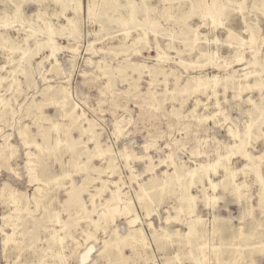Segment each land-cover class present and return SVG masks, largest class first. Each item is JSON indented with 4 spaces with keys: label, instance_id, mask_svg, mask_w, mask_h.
<instances>
[{
    "label": "rangeland",
    "instance_id": "rangeland-1",
    "mask_svg": "<svg viewBox=\"0 0 264 264\" xmlns=\"http://www.w3.org/2000/svg\"><path fill=\"white\" fill-rule=\"evenodd\" d=\"M18 1L0 0V264H195L211 244L213 214L230 219L222 218L229 222L222 230L227 239L241 218L246 227L264 225L252 174H237L247 181L242 191L254 207L248 216L245 200L237 203L220 190L225 181L213 213L196 173L200 163L209 168L231 158L222 143L247 121L254 141L242 150H264V116L253 117L264 114V103L257 107L264 101V0L204 8L197 0H117L130 5L124 21H116L123 8L88 18L86 0L78 16L72 0L63 10L50 0H25L19 7ZM147 5L155 7L153 20ZM212 19L217 30L211 31ZM43 21L54 29L55 44ZM6 38L17 48L9 55ZM216 48L218 54L204 55ZM244 65L259 74L238 94ZM213 75L217 92H203L198 85H211ZM231 164L240 168L243 161L235 157ZM189 193L195 196L192 213L178 200ZM168 215L172 235L154 242V230L162 233ZM195 222L198 231L188 233ZM131 230L147 248L113 241ZM247 254H258L257 246ZM254 262L264 264V255Z\"/></svg>",
    "mask_w": 264,
    "mask_h": 264
},
{
    "label": "bare ground",
    "instance_id": "bare-ground-1",
    "mask_svg": "<svg viewBox=\"0 0 264 264\" xmlns=\"http://www.w3.org/2000/svg\"><path fill=\"white\" fill-rule=\"evenodd\" d=\"M24 1L25 0H19L17 2V6L19 7L20 5H22L24 3ZM43 1H46V0H43ZM50 1H52L56 5H58L60 7V9H62V10L65 9V4H64L65 0H50ZM72 1L74 3V5L72 6L74 15L78 16V14L80 13V9H81V2H80V0H72ZM226 1L227 0H211V2H208L206 0H197V2H198L197 5L199 8H204L205 6L212 7L211 5H213L215 2L222 5ZM206 2H208V3H206ZM257 4H258L257 1H254V5H257ZM129 6L130 5H127V4L122 5L117 0H86V2L83 3V7L86 9L88 18H94L95 16L99 15L103 10L106 11L109 16H114L112 14L114 11L117 12L121 8L125 9L124 12L117 13L116 21H124L125 18H128ZM154 9H155V7L147 5L146 12H147L148 17L151 20L154 19V16L152 15ZM2 16L3 15L0 14V18ZM241 16H242L241 18L243 19L244 16L243 15H241ZM36 17H37V19H41V11L40 10H38L36 12ZM69 22H70V19H68V24H69ZM211 22H212L211 23V31H213L214 29L217 30L218 28H220L219 24L217 22H215L213 19ZM41 26L47 33L48 41H50L51 44H55L56 39H54V35H55L54 29H52L51 27H47L45 25L44 21L41 22ZM197 27L195 29H197ZM221 29H224V31L226 33H228V35L233 34V32H234L232 27L228 26V25H221ZM217 40L218 39L216 37L212 41H214V43L218 47V45H220V41H219V43H217L218 42ZM6 42H5L7 44L6 50H7L8 55H9V53L13 52L14 48L15 49H17V48H16V46H13V44L9 41L8 38H6ZM217 50H218V48H216V50L209 51L208 53H204V55H209V54H211V56L216 55V54H218ZM50 55L54 58V61L57 62L56 50H52ZM6 63H9V60L4 62L1 65V67H5ZM243 68H244V71L239 74V77L237 78V82H236L237 84L235 87L237 89L238 94H240L245 88H251V85L249 84V79L250 78H256V75L259 74V72L256 71L255 69H247L246 70L245 69L246 65H244ZM242 79H243V81H245V84L242 83L243 82ZM207 80H208V78H207ZM210 80L212 82L211 85H209V83H207V82H204V83H202L201 86L200 85H198V86H199V88L200 87L202 88L203 92L208 90V91H211L215 94L217 92V88H218V76L213 75L212 77H210ZM263 103H264V101H262L260 104H257V107L263 106ZM76 107H77V105H76V103H74V105L72 106V109H75ZM259 116H264V114L263 113L255 114L253 117H259ZM253 126H254L253 124H251L249 121H247L246 124L244 125V128H243L244 130L242 129L243 130L242 132H231V131H229V136L231 138V141L229 143H222L224 146H226V148H228L232 151L233 156L236 155V151H237L238 155L240 154L242 156V158L244 160L243 166L246 169H249L248 171H250V172L260 171L261 167H260V164L256 161V158L264 157V151L259 153L258 155H256V157H253L247 151L242 150L243 148L246 147V145L249 143V141L252 140L251 139V132L253 130ZM252 141H254V140H252ZM113 161H114L113 159L110 160V162H113ZM28 162H30V161H28ZM219 163L220 162H219V158H218V159H216V162L211 164V166L209 168L206 167V164L200 163L196 169L197 170L196 173L199 176V183L201 185L204 200L206 202H209L210 200H212V208L216 204L215 203V194L218 192V189L220 188V183L222 181H225L229 185H231L232 190L234 192H237L238 194L240 193V190L244 186H247V185L243 186L242 183L237 181L236 177H237L238 169H235L234 167H232L231 158H228L226 160L225 164L220 163V165H219ZM31 169H33V168H31ZM31 169H29V170H31ZM219 169H221V171H222L221 177L218 181H215L212 179V177L216 176V174L219 173ZM205 180L208 182V184L204 183ZM110 182L118 190V187L116 185L117 184L116 181H110ZM258 182L260 183V185L262 186V189L264 190V180L260 176L258 178ZM152 186H153L152 182L147 184V188H149V189H151ZM178 188H179V191H180V189L183 190L182 185H179V183H178ZM142 190H144V187H142ZM209 191L211 192V194H213L212 196H210ZM153 195L157 196L158 194L154 193ZM179 195H180V197H178V200L181 198L180 203L188 205L191 213L194 212V205H193L194 197H195L194 194L189 193L185 196H181V194H179ZM151 196L148 195V197L152 200ZM238 198H239V196H238ZM8 200L10 202L14 203V199L11 196L8 198ZM249 200H250L249 197L246 195V202H247L246 210H247L248 214L252 211V206H251V204L249 205V202H250ZM261 200L264 202V196H262ZM160 202H162V201H160ZM157 205H158V203H157ZM177 207L178 206H176L175 209ZM124 214L125 215L130 214V209L128 207L125 208ZM178 214L179 213L177 212L176 216H175L176 219L178 218ZM115 215H116L115 212L112 213L111 221H114ZM147 215H150V214L148 213ZM170 218H172L170 215H168L164 218L163 224L160 226V230L162 233L159 234V233H157V230H154L153 235H152L154 238V242H156V241L159 242L162 239H167V238H169L170 235H172L171 232L169 231V229L167 228V225H166ZM199 218L200 217L197 216L196 220H199ZM136 219L137 218L131 217L129 220V223L134 224L137 221ZM242 219L243 218H241L239 225L233 230V232L235 233V236L232 239H227L226 237H224L223 232H222V230L224 228L227 229L225 221L222 220V218H219L218 216L213 214V218L211 219V230H212L211 231L212 234H210L211 235V239H210L211 244L208 245L209 247L207 250L205 249L206 247H204V248L202 247V250H200L198 255L194 258L195 264H207V263L208 264H242L243 263L242 261H245L246 258L248 257L247 253L252 252L253 246L254 247L257 246L259 255H264V250H261L264 247V225H262L260 222H257V223H253L255 225H251L249 227H246V223L243 222ZM149 225L153 226L151 221L149 222ZM138 231L140 233H143L141 226L138 228ZM195 231H198L197 223L195 222V223H193V225L189 224L188 233H191V232L195 233ZM177 233L179 235L181 234L179 231ZM173 234H175V233H173ZM201 236H202V241H206L208 239L206 233H203ZM2 241L4 242V245H6L7 241H6L5 237H3ZM113 241H117V242L126 241L127 246H131V247H135V248L136 247H141V248H147L148 247L146 244L145 238L137 237L135 235V233L132 232V230L129 231L124 236L119 235L117 233V237ZM109 242L110 241H108L107 243H109ZM245 264H255L254 257H251V262H249V263L246 262Z\"/></svg>",
    "mask_w": 264,
    "mask_h": 264
},
{
    "label": "crops",
    "instance_id": "crops-1",
    "mask_svg": "<svg viewBox=\"0 0 264 264\" xmlns=\"http://www.w3.org/2000/svg\"><path fill=\"white\" fill-rule=\"evenodd\" d=\"M27 5V4H26ZM4 63V62H3ZM3 63H1V65L3 64ZM261 125V124H260ZM244 128V127H243ZM254 129V128H253ZM257 142H255V143H253V145H252V147L253 146H255V144H256ZM264 151V150H263ZM263 151H261V152H263ZM261 152H259V153H261ZM258 153V154H259ZM258 154H252V152H251V155L253 156V157H256V155H258ZM235 157H239L242 161H243V164H244V160H243V158H242V156L239 154H236V155H232L231 156V161H232V159L233 158H235ZM256 161L260 164V167L262 168V166L264 165V157H262V158H256ZM235 168V167H234ZM261 168H260V171H256V172H250V171H248L249 169H246L243 165H242V167H240V168H235V169H238V173H242L243 175H244V178L246 179L250 174H252L253 176H254V181H255V183H257V185L259 186V190H258V193H257V203H258V207H260L262 210H263V212H264V202L261 200V198H262V196H264V190L262 189V186L260 185V183L258 182V178H259V176L263 179V177H262V175H261ZM237 173V174H238ZM236 179H237V177H236ZM264 180V179H263ZM238 181V180H237ZM238 182H240V183H242V185L244 186V185H247V183H245V182H247V181H245V180H243V181H238ZM244 187H247V186H244ZM244 187L240 190V193L238 194L237 192H234L233 190H232V186L231 185H229L227 182H226V186H225V188H221L220 190H222V191H224V192H227L228 194H230L231 196H233V197H235V199H236V201H237V203H240L241 202V200L243 199V200H245L246 201V195L248 196V194L247 193H244L242 190H244ZM219 190V191H220ZM239 196V198H238V196ZM222 199V197L220 196V200ZM250 202H251V200H250ZM209 209H212L213 210V213H214V208L217 206L216 204H215V206L212 208V200H210L209 201ZM217 203V202H216ZM247 203V202H246ZM207 204V202L204 200V205L205 206H207L206 205ZM251 206H252V204H251ZM246 207H247V205H246ZM253 206H252V211H253ZM246 210V209H245ZM252 211L248 214V212H247V210L245 211L246 212V215H248V216H250L251 215V213H252ZM221 218H223V219H226V218H224V217H221ZM227 221H229L230 219H226ZM241 220V219H240ZM227 221H225V223H226V225L229 223H227ZM247 224V223H246ZM247 255V254H246ZM259 254H248L247 256V258H251V257H256V256H258ZM249 260H251V259H249Z\"/></svg>",
    "mask_w": 264,
    "mask_h": 264
}]
</instances>
